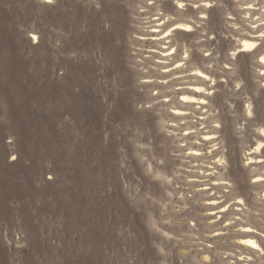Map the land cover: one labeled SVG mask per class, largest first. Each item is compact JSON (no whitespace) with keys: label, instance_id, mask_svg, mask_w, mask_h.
<instances>
[{"label":"rangeland","instance_id":"374dc122","mask_svg":"<svg viewBox=\"0 0 264 264\" xmlns=\"http://www.w3.org/2000/svg\"><path fill=\"white\" fill-rule=\"evenodd\" d=\"M263 194L264 0H0V264H264Z\"/></svg>","mask_w":264,"mask_h":264},{"label":"bare ground","instance_id":"6f19581e","mask_svg":"<svg viewBox=\"0 0 264 264\" xmlns=\"http://www.w3.org/2000/svg\"><path fill=\"white\" fill-rule=\"evenodd\" d=\"M255 44V42H252L251 43V45H254ZM263 196H264V194H263ZM201 205H207V202H201ZM206 212H204V213H202V215H210V214H212L213 212H211L210 211V209H208V208H206V210H205ZM243 241V240H242ZM238 242V241H237ZM247 245H249L250 247H256V246H258V243L255 241V240H251V239H249V240H246V241H244ZM238 243H240V244H242V245H245V244H243L240 240H239V242ZM181 250H184V249H181Z\"/></svg>","mask_w":264,"mask_h":264}]
</instances>
